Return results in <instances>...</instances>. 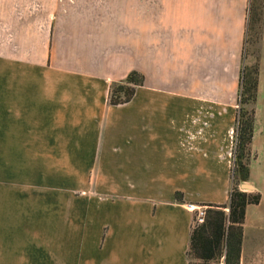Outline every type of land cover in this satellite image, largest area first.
Segmentation results:
<instances>
[{"label": "crops", "instance_id": "obj_1", "mask_svg": "<svg viewBox=\"0 0 264 264\" xmlns=\"http://www.w3.org/2000/svg\"><path fill=\"white\" fill-rule=\"evenodd\" d=\"M46 2L0 0V187L85 215L76 264H189L194 213L229 200L250 0Z\"/></svg>", "mask_w": 264, "mask_h": 264}, {"label": "rangeland", "instance_id": "obj_2", "mask_svg": "<svg viewBox=\"0 0 264 264\" xmlns=\"http://www.w3.org/2000/svg\"><path fill=\"white\" fill-rule=\"evenodd\" d=\"M46 1L49 9L53 3H50L51 0ZM30 4L34 5L35 0H30ZM261 5L262 0H257V7L256 1H253L245 57L238 77H234L236 117L231 129L234 130L232 151L230 150L234 157L231 177L239 152V114L241 108L245 107L248 115L255 117V132L257 131L256 138H253L246 151L247 162L250 168L253 167L254 173L249 183L254 184L262 193L261 203L250 206L247 211L241 264H264V30ZM246 70L250 77H254L253 74L258 70V93L255 102L244 105L241 103L240 83ZM31 186L29 199L14 197L11 201L10 197L7 198L5 186L0 187V264H76L77 254L74 253L73 242L78 233L74 226L82 222L85 215L64 212V208L57 211L58 201L56 203L40 194L33 188L35 183L32 182ZM8 204L14 208L13 213H7ZM23 205L26 212H18L17 208L21 210ZM204 210L206 207L196 210L194 215L197 214L198 217L200 211ZM79 257L82 258L81 255Z\"/></svg>", "mask_w": 264, "mask_h": 264}, {"label": "trees", "instance_id": "obj_3", "mask_svg": "<svg viewBox=\"0 0 264 264\" xmlns=\"http://www.w3.org/2000/svg\"><path fill=\"white\" fill-rule=\"evenodd\" d=\"M253 1L250 0L248 28L245 44L248 41L250 23L253 13ZM264 0L261 5V17L263 16ZM243 57H245V48ZM250 77L249 73H243L240 83L241 103L255 102L258 93V70ZM144 76L132 71L127 78L114 85L109 92L111 105H122L129 103L138 87L144 85ZM240 144L239 152L235 159L233 169L232 187L229 200L226 204H206L204 221H198L197 214L194 215L190 235V247L188 251L189 264H241L244 226L247 211L250 206H258L262 200V193L256 191H244L241 184L251 182L252 170L247 162V150L252 143L255 133V117L248 115L245 107L239 114ZM248 116V117H247Z\"/></svg>", "mask_w": 264, "mask_h": 264}, {"label": "built area", "instance_id": "obj_4", "mask_svg": "<svg viewBox=\"0 0 264 264\" xmlns=\"http://www.w3.org/2000/svg\"><path fill=\"white\" fill-rule=\"evenodd\" d=\"M230 140H231V146H233V140H234V130L230 131ZM233 154L230 152V156H232ZM204 217H205V212L204 211H200L199 215H198V221L200 223H202L204 221Z\"/></svg>", "mask_w": 264, "mask_h": 264}, {"label": "water", "instance_id": "obj_5", "mask_svg": "<svg viewBox=\"0 0 264 264\" xmlns=\"http://www.w3.org/2000/svg\"><path fill=\"white\" fill-rule=\"evenodd\" d=\"M240 187L244 191H256L257 190V187L254 184H251L249 182L242 183Z\"/></svg>", "mask_w": 264, "mask_h": 264}]
</instances>
